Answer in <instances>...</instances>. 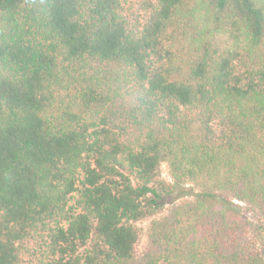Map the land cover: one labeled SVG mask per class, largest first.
Listing matches in <instances>:
<instances>
[{
    "label": "trees",
    "instance_id": "trees-1",
    "mask_svg": "<svg viewBox=\"0 0 264 264\" xmlns=\"http://www.w3.org/2000/svg\"><path fill=\"white\" fill-rule=\"evenodd\" d=\"M125 5L0 0V264H264V0Z\"/></svg>",
    "mask_w": 264,
    "mask_h": 264
},
{
    "label": "rangeland",
    "instance_id": "rangeland-1",
    "mask_svg": "<svg viewBox=\"0 0 264 264\" xmlns=\"http://www.w3.org/2000/svg\"><path fill=\"white\" fill-rule=\"evenodd\" d=\"M138 1H140V0H125V2H126L125 6H127V4L129 5V3H132L131 7L137 8L136 4H138ZM132 8H130V9H132ZM161 177L168 182L172 181L165 164H162V166H161ZM169 199L167 200V202L169 201ZM170 204L171 203H169V202L165 204L163 214H166L168 212V208H169ZM151 218L152 217L141 219L135 223L136 227L139 229V239H138V242L136 244V252L139 255H141L144 252V250L146 249L147 244H148L147 243L148 242L147 232H148V226H149V222H150Z\"/></svg>",
    "mask_w": 264,
    "mask_h": 264
}]
</instances>
